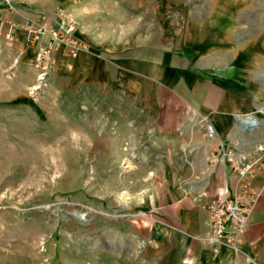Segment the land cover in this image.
<instances>
[{
  "label": "crops",
  "instance_id": "crops-1",
  "mask_svg": "<svg viewBox=\"0 0 264 264\" xmlns=\"http://www.w3.org/2000/svg\"><path fill=\"white\" fill-rule=\"evenodd\" d=\"M253 5L215 0L198 40L187 44L169 35L161 44L144 41L141 33L126 40L103 21L83 19L78 32L91 49L54 53L52 80H69L77 89L103 86L110 94L117 79L120 95L140 106L135 126L120 131L128 135L120 147L140 151L119 160L125 166L120 181L130 183L120 210L148 217L104 219L101 235L87 237L86 257H99L94 264H264V168L243 195L254 208L239 252L206 239L204 208L225 188L231 196L241 194L230 164L211 167L207 156L228 148L253 153L264 141V12H254ZM103 11L96 3L85 10L94 16ZM24 13L1 9L0 36L11 38L15 53L30 65L34 49L26 42L30 16ZM41 41L48 43V34Z\"/></svg>",
  "mask_w": 264,
  "mask_h": 264
},
{
  "label": "rangeland",
  "instance_id": "rangeland-1",
  "mask_svg": "<svg viewBox=\"0 0 264 264\" xmlns=\"http://www.w3.org/2000/svg\"><path fill=\"white\" fill-rule=\"evenodd\" d=\"M38 2L16 0L28 16L54 17L62 9L78 26L83 19L99 20L126 40L141 33L144 41L159 44L165 35L177 44L198 40L215 9V0ZM89 3L104 11L86 13ZM253 6L264 12V0ZM10 39L0 36V202L7 206L0 219V264H94L99 257H86L87 237L101 235L104 219L147 216L120 210V202L130 198V183L120 181L125 166L119 160L140 152L120 147L128 136L120 131L135 126L140 106L120 95L117 79L110 94L103 86L77 89L69 80H52L53 66L47 85L36 90L35 51L29 65ZM26 42L33 47L27 35Z\"/></svg>",
  "mask_w": 264,
  "mask_h": 264
},
{
  "label": "built area",
  "instance_id": "built-area-1",
  "mask_svg": "<svg viewBox=\"0 0 264 264\" xmlns=\"http://www.w3.org/2000/svg\"><path fill=\"white\" fill-rule=\"evenodd\" d=\"M9 9L19 12L16 0H0V10ZM27 40L34 47L37 80L36 90L47 85L48 75L54 64V53L63 49L68 56L88 51L87 43L78 36L79 26L65 11L58 9L55 16L46 13L30 14L24 24ZM48 34V43L41 41ZM208 135L213 137V128H208ZM211 167L216 163L228 162L237 174V187L240 195L231 196L227 188L208 200L204 208L208 213V233L206 239L215 247H226L240 251L243 235L247 229L249 217L254 208V201L244 202L243 195L251 189L250 178L264 168V141L259 143L253 153H237L233 148L214 151L207 156ZM7 206L0 202V219Z\"/></svg>",
  "mask_w": 264,
  "mask_h": 264
},
{
  "label": "bare ground",
  "instance_id": "bare-ground-1",
  "mask_svg": "<svg viewBox=\"0 0 264 264\" xmlns=\"http://www.w3.org/2000/svg\"><path fill=\"white\" fill-rule=\"evenodd\" d=\"M82 216V213H79Z\"/></svg>",
  "mask_w": 264,
  "mask_h": 264
}]
</instances>
